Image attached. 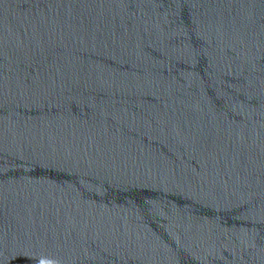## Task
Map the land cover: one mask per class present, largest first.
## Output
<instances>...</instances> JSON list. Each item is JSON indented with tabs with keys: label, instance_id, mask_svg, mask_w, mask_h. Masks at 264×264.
Returning a JSON list of instances; mask_svg holds the SVG:
<instances>
[{
	"label": "water",
	"instance_id": "1",
	"mask_svg": "<svg viewBox=\"0 0 264 264\" xmlns=\"http://www.w3.org/2000/svg\"><path fill=\"white\" fill-rule=\"evenodd\" d=\"M0 264H264V0H0Z\"/></svg>",
	"mask_w": 264,
	"mask_h": 264
}]
</instances>
